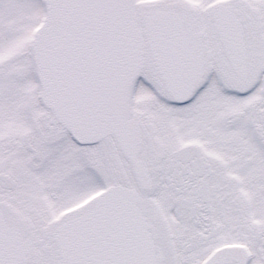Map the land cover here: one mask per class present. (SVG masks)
<instances>
[{
  "label": "snow or ice",
  "instance_id": "6c2138e0",
  "mask_svg": "<svg viewBox=\"0 0 264 264\" xmlns=\"http://www.w3.org/2000/svg\"><path fill=\"white\" fill-rule=\"evenodd\" d=\"M0 264H264V0H0Z\"/></svg>",
  "mask_w": 264,
  "mask_h": 264
}]
</instances>
